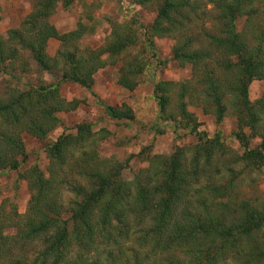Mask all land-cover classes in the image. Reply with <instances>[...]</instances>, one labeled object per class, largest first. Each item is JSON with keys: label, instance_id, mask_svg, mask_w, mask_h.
Returning a JSON list of instances; mask_svg holds the SVG:
<instances>
[{"label": "trees", "instance_id": "obj_1", "mask_svg": "<svg viewBox=\"0 0 264 264\" xmlns=\"http://www.w3.org/2000/svg\"><path fill=\"white\" fill-rule=\"evenodd\" d=\"M33 1L35 8L20 28L10 31L8 41L0 37V67L10 71L20 58L18 49L10 43L15 42L33 54L41 70L54 74L59 69L62 76L57 83L41 82L32 85L28 91L12 92L6 100L0 97V170L3 171H16L28 159L21 132H29L44 140L61 123L59 113L78 108V101L68 102L62 97V83L78 84L97 97L93 86L98 70L105 68L109 61L116 65L117 58L138 43L135 29H116L112 33V41L104 48L83 55L76 44L85 35L84 25L61 34L50 21L59 3L62 2V6L68 10L78 0ZM158 1L155 21L144 34V51L124 62L119 71L118 84L134 91L151 67L145 54L156 52L154 39H175L176 46L170 60L181 68L190 67L192 79L183 82L160 81L155 85L154 99L161 111V119L165 115L169 118V111L174 107L181 123H186V126L192 127V132H197L198 118L189 111V105H198L205 112L214 113L218 124L230 111L237 128L233 135L244 149L239 162L250 169L264 168V95L255 102L250 98L251 85L256 81L264 82V9L260 6L261 0H211L212 10H206L207 5L202 8L199 0ZM128 3L151 7L156 0H127ZM242 20L245 23L240 28ZM196 21L202 24L195 25ZM50 40L62 43L56 57L47 53ZM104 55H108L109 60H103ZM98 102L113 125L135 122V114L129 106L115 109ZM92 128L93 125L82 123L75 128L76 133L60 136L48 149L49 159L55 165L60 164V167L66 165L68 152L73 151L68 156L72 161L70 171H78L87 180L88 186L76 181L66 182L68 189L76 196L72 205H75L73 211L77 210L73 212L71 220H64L60 216L59 170L52 163L51 174L47 178L39 167H34L24 175L31 184L33 194L28 220L24 218L15 235H7L0 219V264H63L67 247L75 242L72 241L73 237L80 244L79 250L84 246L93 247L97 242L94 236L97 232H101L105 244L110 243L109 240L115 238L112 233L113 220L118 224L126 223L120 235L128 241L130 222L127 219L131 214L136 219L154 215L155 224L151 230L139 231L136 241L141 242L140 247L165 245L170 250L176 241L180 248H188L186 243L197 242L202 247L200 256L203 257L199 264H218L232 256L235 264H264V210L256 209L248 202L244 205L228 200L224 204L219 202L218 208L231 212L230 217L226 218L224 214L210 213V202L206 200L193 204L184 202L192 192L187 187L195 184L188 180L191 175L184 168L182 150L162 160V172L156 179L148 178L150 181L144 180V171L139 172L132 181L125 180L122 173L128 165L118 161H109L104 168L88 171L84 164L98 159L95 145L99 139L106 138L105 131V135L98 138ZM204 138L193 159L192 177L196 182L200 181V175L204 172L198 167L202 156L209 163L217 152L226 153L220 134L211 139L205 133ZM254 139H259L260 143L250 148ZM88 144H93L96 150H86L77 160L74 152ZM126 163L129 164V159ZM233 187L234 182L231 181L224 186H208V190L204 191L212 193L214 198L226 199L231 196ZM183 203L187 206H183ZM199 208H203L204 217ZM179 214L186 223L178 218ZM21 217L19 219L22 220ZM69 223L75 225L74 231L69 229ZM39 245L43 249L33 260L29 251H35ZM129 249H120V257L118 252L110 251L105 259L109 264L120 263L121 259L126 264H148L151 258H155V264H188L187 260L176 255L164 257L167 259L164 262L159 255L150 254L159 250L145 252L142 257V251ZM79 255L81 261L76 259L77 262L73 260L71 263L102 264V254L94 255L96 258L83 256L82 252Z\"/></svg>", "mask_w": 264, "mask_h": 264}, {"label": "rangeland", "instance_id": "obj_2", "mask_svg": "<svg viewBox=\"0 0 264 264\" xmlns=\"http://www.w3.org/2000/svg\"><path fill=\"white\" fill-rule=\"evenodd\" d=\"M123 1L130 7L129 10H124L125 7H122ZM199 1L202 8L207 5L206 10L213 9L211 0ZM263 1H260L262 9H264ZM154 4H151V7H142L131 3L127 4V0H78L68 10L62 6V2L58 4L56 12L50 21L61 34L72 32L81 24L84 25V28H86L85 35L76 44L83 55H87L90 51L104 48L112 41V33L116 29H135L138 43L136 47L130 48L128 53L119 56L116 65H112L111 61H109L105 68L98 70L94 76L95 83L93 86L97 97L78 84L72 82L61 84L62 97L68 102L78 101V108L72 112L59 113L61 123L46 139L41 140L29 134V132H21V139L28 159L16 171L0 170V219L3 222L2 228L5 234L15 235L19 226L24 223V218L28 220L31 213L30 202L33 194L30 189L31 184L24 175L34 167H39L48 178L51 174L52 163L55 165V162H51L49 159V147L60 136L76 133L75 128L82 123L93 125L92 129L96 132L98 138L106 133V138L99 139L97 145H95L98 149V159L84 164L88 171L104 168L109 161H118L121 164L128 165L122 173L125 180L132 181L139 172L144 171V180L150 181L148 178L156 179L162 172V160L171 158L182 150L184 168L191 175L188 180L189 182L194 181L195 184L193 187H187L188 190L192 189V192L184 202L190 201L193 204L196 201L205 202L204 200H206L210 202L208 204L210 213L224 214L226 218L230 217L231 212L221 207L218 208L219 202L224 204L228 203L227 200L229 202L235 201L237 205L248 202L256 209L264 210V168L250 169L246 167L245 163L239 162V158L244 154V149L233 135L237 128L235 118L230 111L221 124H218L214 113H207L198 105H189V111L198 118L197 132H192V127L186 126V123H181V119L178 118L179 115L174 107L169 111V114H171L169 118H166L165 115L161 119V111L157 101L154 99L155 85L160 81L183 82L192 79L190 67L181 68L176 62L170 60L176 46L175 39H154L156 52L145 54L147 60L151 62V67L143 75L141 83L134 91L126 90L118 84L119 71L124 62L144 51V46L146 45L144 34L155 21L159 1L156 0ZM0 8V37L2 40L8 41L10 31L20 28L21 23L33 12L35 1L0 0ZM211 22L212 18L209 16V23ZM244 23V20L240 22V28H242ZM197 24L202 23L196 21L195 25ZM10 43L12 47L18 49L20 58L16 61L14 67L10 68V71H5L0 67V97L3 100L9 98L12 92L28 91L32 85H39L41 82L47 84L57 83L58 78L62 76L61 70L54 71V74L41 70L29 50H24L21 45L15 42ZM61 45L62 43L58 40H50L47 53L52 57H56L59 50H61ZM102 59L105 61L109 60V56L104 55ZM164 62L166 63L164 64ZM62 67L64 66L62 65ZM250 89V98L255 102L264 95V82L256 81L251 85ZM98 100L115 109H123L125 105L129 106L135 114V122H130L123 126L113 125ZM172 116L175 119H171ZM205 133L211 139L220 134V140L225 145L224 150L226 153L217 152L209 163L205 156H202L198 167L199 170L204 172L200 175V181L196 182V179L192 177L194 170L193 159L198 153V148L203 145ZM259 143V139L252 140L250 148L257 146ZM96 148L93 144H88L74 153L78 160L82 158L86 150L91 151L93 149L96 150ZM72 152H68L65 166L55 165L57 170H59L58 176L60 178L58 180L61 182V186L58 189L59 204L62 206L60 216L68 221L71 220L73 212L77 209L73 211L75 205H72V203L76 196L68 189L66 182L76 181L78 184L88 186L86 178L80 175L78 171H70L72 167L70 163L72 161L69 157ZM128 159L129 164L126 163ZM21 160L22 158H20V162ZM236 174L238 175L236 176ZM231 181L234 182L233 191L231 196L226 197V199L214 198L212 193L209 194L204 191L208 190V186H224ZM182 205L187 206L185 203ZM183 206L182 208H184ZM202 209L199 208L202 212L200 214L204 217ZM20 216H22V220L19 219ZM178 218L183 223H186L180 214ZM127 220L130 222L128 241L124 239L125 237L121 238L120 235L121 229L125 227L126 223L118 224L116 220H113L112 233L115 238L109 240L110 243L105 244L101 232H97L94 235L97 239L94 246H84L79 250L80 244L73 237L72 241L75 242L67 247L63 264H73L71 262L76 259L81 261L80 252H82L83 256L89 255L90 258H96L93 256L102 254L103 257L100 258L102 264H109L105 259L106 253L110 251L118 252L119 256L122 252L120 249L126 250L129 248L142 251V254H140L142 257L145 252L159 250L158 252H150V254L153 256L159 255V259L164 260V262L167 260L165 258L171 255L187 260L188 264H199L200 260L203 259L200 256L202 247H199L197 242L186 243L188 248H180L179 242L176 241L170 250L165 245L140 247L142 246L141 242L136 241L140 235L139 231L149 232L151 230V227L155 224L154 215L150 218L136 219L135 215L131 214ZM68 227L71 231L75 229L73 223H69ZM42 249L43 246L39 245L35 248V251H29L30 258L34 260ZM233 258L234 256L227 257L218 264H235ZM116 264H126V262L121 259L120 263L116 262ZM130 264L134 263L130 262ZM148 264H155V258H151Z\"/></svg>", "mask_w": 264, "mask_h": 264}, {"label": "clouds", "instance_id": "obj_3", "mask_svg": "<svg viewBox=\"0 0 264 264\" xmlns=\"http://www.w3.org/2000/svg\"><path fill=\"white\" fill-rule=\"evenodd\" d=\"M122 7H125V9H124L125 11L130 9V7L127 6L124 1L122 2Z\"/></svg>", "mask_w": 264, "mask_h": 264}]
</instances>
